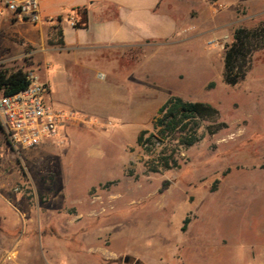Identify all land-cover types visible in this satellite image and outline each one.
Masks as SVG:
<instances>
[{"label":"rangeland","instance_id":"rangeland-1","mask_svg":"<svg viewBox=\"0 0 264 264\" xmlns=\"http://www.w3.org/2000/svg\"><path fill=\"white\" fill-rule=\"evenodd\" d=\"M179 10L177 35L148 47L139 62L109 67V82L96 76L101 65L81 77L45 62L40 55L59 33L44 41L38 27L16 24L4 10L0 70L39 75L47 103L94 122L68 127L64 144L24 151L0 128L7 261L18 258L7 243L18 251L24 240L27 264H264V0H207ZM239 29L249 38L246 58L230 85L226 53ZM107 85L108 97L98 92ZM116 88L124 98H112ZM171 96L216 112L200 121L194 145L167 139L146 150L138 137L157 134L153 122Z\"/></svg>","mask_w":264,"mask_h":264},{"label":"crops","instance_id":"crops-1","mask_svg":"<svg viewBox=\"0 0 264 264\" xmlns=\"http://www.w3.org/2000/svg\"><path fill=\"white\" fill-rule=\"evenodd\" d=\"M44 25L40 26L41 38H53L55 31L62 34L57 43L43 55L45 62L56 61L61 69H75L81 77L95 72L93 66L106 67L96 71L97 77L109 82V67L120 62L142 60L148 47L162 45L164 40L175 37L179 31V6H196L207 0H38ZM87 9V26L76 28ZM189 11V15H190ZM99 90V91H98ZM97 91L108 97V85ZM112 98H124L123 90L116 88ZM107 104V103H106ZM107 113V105L101 109ZM104 112L100 114H105ZM15 221V220H14ZM7 243L4 250L17 254V261H7L0 253V264H27L24 253L27 247L19 241L18 251Z\"/></svg>","mask_w":264,"mask_h":264},{"label":"built area","instance_id":"built-area-1","mask_svg":"<svg viewBox=\"0 0 264 264\" xmlns=\"http://www.w3.org/2000/svg\"><path fill=\"white\" fill-rule=\"evenodd\" d=\"M4 10L16 24L39 28L45 23L38 0H0L1 18ZM28 78L25 90L0 97V128L13 149L24 151L48 141L64 144V132L68 127L93 125V119L84 113L47 103V83L32 72Z\"/></svg>","mask_w":264,"mask_h":264},{"label":"trees","instance_id":"trees-1","mask_svg":"<svg viewBox=\"0 0 264 264\" xmlns=\"http://www.w3.org/2000/svg\"><path fill=\"white\" fill-rule=\"evenodd\" d=\"M83 16L79 22H75L76 28H84L87 26V9H82ZM62 34L60 33V37ZM235 41L228 48L225 63V81L230 85L237 83V80L243 73V65L237 67L240 58H246L244 54L246 40H248L247 32L238 30L234 36ZM58 43H62L59 38ZM28 73L21 69L8 71L0 70V97L10 96L25 90L29 85ZM216 110L209 104L188 101L178 96H171L158 110L156 119L153 122V129L157 134H149L147 130L142 131L138 137V144L146 150L156 147L157 142L172 139L178 141L184 146L194 145L198 137V128L200 121L210 117ZM171 165L166 163L165 168ZM188 223V219L184 221V228Z\"/></svg>","mask_w":264,"mask_h":264},{"label":"water","instance_id":"water-1","mask_svg":"<svg viewBox=\"0 0 264 264\" xmlns=\"http://www.w3.org/2000/svg\"><path fill=\"white\" fill-rule=\"evenodd\" d=\"M124 261H125V263H128L129 262V258H125Z\"/></svg>","mask_w":264,"mask_h":264}]
</instances>
